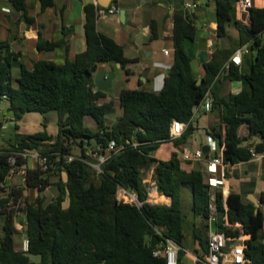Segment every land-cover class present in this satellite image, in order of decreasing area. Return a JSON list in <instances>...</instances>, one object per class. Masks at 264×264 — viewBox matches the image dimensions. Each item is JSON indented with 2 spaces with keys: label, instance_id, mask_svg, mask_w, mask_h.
I'll use <instances>...</instances> for the list:
<instances>
[{
  "label": "trees",
  "instance_id": "1",
  "mask_svg": "<svg viewBox=\"0 0 264 264\" xmlns=\"http://www.w3.org/2000/svg\"><path fill=\"white\" fill-rule=\"evenodd\" d=\"M21 12V20L32 22L28 14V0H8ZM41 11L55 5V0H39ZM175 9L174 62L165 76L160 91L143 88H123L119 95V113L113 124L108 114L116 111V103H100L106 91L95 90L94 75L104 62L120 63L130 73L123 46L111 35L97 28L100 4L86 6V50L74 58L67 57L63 64L52 60H35L31 68L20 63V73L13 80V62L18 53L5 41H0V99L6 98L15 120L26 112H58L57 135L46 131L18 133L13 142L0 148V264H167L156 256L151 236L160 229L164 238L173 239L181 246L180 261L185 258L184 241L186 214L183 209V188L192 190V213L201 217L206 234H196L205 246L215 205L219 230L237 236L243 229L250 237L245 240V257L248 264H264V214L256 212L254 203H244L241 195L231 191L225 208L223 193L213 191L207 175L200 169L185 172L177 155L171 159H157L152 152L162 143L173 140L183 144L194 131L191 125L196 109L209 91L215 95L209 108L217 109L220 124L212 136L218 140L223 161L237 164L251 159L253 149L264 151V6L251 7L250 21L238 22L240 42L249 45L252 52L250 69L241 74L238 65L230 63L234 51L216 49L205 63V75L198 83L192 66V57L185 49L187 40L198 33L196 21L184 8L185 0H170ZM198 2V0H194ZM216 3L218 33L223 36L226 23L231 21L238 0H213ZM63 43L41 40L40 50H54ZM228 73L230 79H243L244 88L236 94L218 96L214 87ZM91 117L96 128L85 123ZM177 119L187 124L180 137H171V126ZM247 125L248 135L241 136L239 129ZM259 142L244 144L252 136ZM54 141V143H50ZM114 141L119 151L112 150L101 164V171L93 167L94 153H106ZM74 146L80 153L74 152ZM25 148H38L44 152H59V173L28 169L25 188L38 191L34 200H26L23 209V229L29 238V250L16 246L20 229L16 222V205L24 187L12 186L5 191L12 166L8 157ZM65 154L76 155L68 162ZM54 159L55 156L53 155ZM25 162L17 156V165ZM154 167V180L159 192L171 197L170 205L148 201L149 190L144 183L143 171ZM59 175L57 182L53 176ZM55 184L58 194L48 200L46 191ZM134 192L141 204L118 198L119 188ZM214 197V201L212 198ZM264 201V196L262 197ZM11 201V204H8ZM231 223L240 221L242 228L224 225V217ZM206 247V246H205ZM40 255V261L31 260Z\"/></svg>",
  "mask_w": 264,
  "mask_h": 264
},
{
  "label": "crops",
  "instance_id": "2",
  "mask_svg": "<svg viewBox=\"0 0 264 264\" xmlns=\"http://www.w3.org/2000/svg\"><path fill=\"white\" fill-rule=\"evenodd\" d=\"M113 2L117 3L118 10L125 9V21L120 19L119 14H104L98 17L97 28L113 36L123 46L126 57L136 59L128 65L130 73H127L119 63L115 62L120 67V92L123 88H143L145 90L160 91L164 86L167 70H170L174 62L173 13L175 7L173 3L170 0H112L108 8L113 7ZM0 3L2 4L0 8V26L7 32L6 37H0V41L10 44L12 49L18 53L16 62L19 65L23 63L29 68L33 66L35 60L40 59L63 64L67 57L74 58L77 54L85 51L87 47L85 35L86 6L88 4H99L98 0H55L54 6L41 11L39 0H28L27 11L33 17V21L26 22L21 20V12L16 10L17 13H15L14 9L7 5L8 0H0ZM197 3L198 7L189 10V12L196 21L198 33L195 39L186 41L185 49L192 57L193 70L199 79L205 75V63L212 58L216 49L223 48L235 52L242 45L237 24L238 22L248 23L250 13L243 10L239 2L236 1L233 17L231 21L226 23L225 34L220 36L218 33L216 3L213 0H198ZM253 5L262 7L264 2L253 0ZM199 24H202L201 28ZM15 25L17 26V32L13 38L9 33ZM41 40L56 41L63 44L54 50H40L38 43ZM15 44L17 45L15 46ZM166 50L168 53H166ZM46 56H48V59L45 58ZM252 57L251 51L243 56L242 63L238 65L241 74L250 69ZM99 70L113 71L115 72V78L117 77V71L114 70L112 62L101 63ZM221 78L222 82L214 87L218 96L227 97L230 94L239 93L245 86L243 79H230L228 73H223ZM208 96L211 100L215 98L212 91L208 92ZM111 100L116 103V116L114 119L107 116L109 124H113L117 120L120 110L119 97L115 99L107 90L106 96L100 100V103ZM93 122L96 125L94 120ZM191 125L194 127V131L185 143L177 145L173 140L162 143L158 149L152 152V155L162 160H168L177 155L185 172L189 173L200 169L208 177V159L217 153L210 150L209 138L216 129L224 131L220 124L218 110L211 109L206 104L201 103L196 109ZM186 127L187 125L184 130ZM248 132L247 125H242L239 129L241 136H247ZM216 141L219 144L217 139ZM259 141V136L255 135L245 141L244 144ZM198 149L204 151L203 158L188 159L185 157L186 154H193ZM261 153L262 156L252 157L237 164L226 163L224 183L212 188L213 191L220 189L224 198H228L229 193L234 191L241 195L244 203H254L253 199L255 198L260 202V209L264 214V201L262 200L264 196V151ZM221 173L222 171H219L215 176L222 178ZM143 177L149 190L148 201L153 204L170 205L171 197L159 192L156 186L154 167L144 170ZM43 193L47 195L46 191ZM215 219L217 220V217ZM187 221L192 224V227L189 235L185 230L184 260L186 259L191 263L194 258L204 257L208 252L207 244L205 247L196 237V234H203L205 231L203 225L206 221L193 215L192 205L188 209V216L186 214L185 228ZM211 221L212 218L209 220V224H211ZM228 221L230 223L229 227L242 228L240 221L231 223L229 218ZM241 230V233L235 237L241 236L244 240L248 239L250 235L244 233L243 229ZM210 231L211 229L208 234ZM262 235L264 237V227ZM16 246L18 248L17 243Z\"/></svg>",
  "mask_w": 264,
  "mask_h": 264
},
{
  "label": "built area",
  "instance_id": "3",
  "mask_svg": "<svg viewBox=\"0 0 264 264\" xmlns=\"http://www.w3.org/2000/svg\"><path fill=\"white\" fill-rule=\"evenodd\" d=\"M241 8L243 10H247L253 6V0H238ZM198 7V3L194 0H185L184 1V8L186 10L196 9ZM109 10L110 12L118 11L117 7L105 8L102 7L98 10V15L106 14V11ZM250 52L249 46L247 44L241 45L232 55L230 60L226 64V68L229 67L230 63H234L235 65H239L242 63L243 56ZM166 53L168 51L166 50ZM208 107L211 106L212 100L207 95L205 96L203 102ZM187 124L175 119L171 126V137L176 138L181 135L185 126ZM5 126L2 124V119H0V133ZM209 146L210 150L217 152L220 150L222 152V148L217 143L216 139L211 136L209 138ZM50 143H54L51 141ZM112 150L119 151L120 147L116 146L114 141L109 143L106 153H94L93 156L97 159L95 163H92L93 167H95L98 171H101V164L106 160L108 157V153H111ZM253 157L262 156L261 152H256L253 149L251 150ZM22 156L25 159V162L21 165H17V156ZM55 156L53 159L52 156ZM68 162L77 158L76 155H64ZM204 156V151L202 149L196 150L193 154H186L185 157L188 159H201ZM60 161V153L59 152H44L38 148H25L23 151L14 152L8 157V162L12 166L11 175L9 177L12 178L15 175L22 176V180L26 184V177L28 169H39L45 173L53 172L59 173L60 170L58 168V163ZM225 165L226 163L223 161L222 154L213 155L208 159V182L211 188L218 187L219 185L224 183L225 180ZM222 168V169H221ZM219 171H222V178L215 176ZM6 192L10 191L11 187L7 181L3 185ZM118 198L120 200L141 204L138 200L137 195L134 192L128 191L125 188H119L118 190ZM214 201V197L212 198ZM225 208H228L227 198H224ZM11 204V201L8 203ZM212 212V219L216 217V208L214 204H211ZM224 225L230 226L228 221V216L224 217ZM18 226V225H17ZM23 227V224H22ZM160 237V242L156 245L154 249V254L156 256H162L166 259L167 264H248V260L245 257V240L241 238V236L233 237L227 235L225 231H221L218 229L217 232L210 231L208 236V252L204 257H196L194 258L193 262H186L181 263L180 261V250L181 246L175 242L173 239L164 238L163 233L160 229H157L156 232ZM29 238L24 235L22 242H21V250L28 251L29 250Z\"/></svg>",
  "mask_w": 264,
  "mask_h": 264
},
{
  "label": "rangeland",
  "instance_id": "4",
  "mask_svg": "<svg viewBox=\"0 0 264 264\" xmlns=\"http://www.w3.org/2000/svg\"><path fill=\"white\" fill-rule=\"evenodd\" d=\"M261 2H264V0H261ZM1 5L2 4L0 3V8ZM7 5H9L12 9H14L12 5H10L9 3H7ZM14 12L17 13L15 9ZM201 25L202 24H199L200 28L202 27ZM16 32H17V26L15 25L11 33H9V35L14 38V34ZM6 34H7L6 30L2 26H0V37L2 36L6 37ZM16 45L17 44H15V46ZM45 58L48 59V56H46ZM12 62H13V80L14 83H16V79L20 73V65L15 60H12ZM112 65L114 66V70L117 71V77L115 78L112 87L109 89V94L115 99H117L120 95V81H119L120 67H118V65H116L115 62H112ZM115 116H116V111H113L108 114V117L110 119H114ZM14 118H15V114L9 108L8 100L6 98L0 99V119H2L3 124L6 126L4 129H2L0 133V148H2L3 146H8L9 142L15 141L16 135L18 133L31 134V133L46 131L49 134L56 136L59 130L58 112L56 110H51L46 113L26 112L23 114L21 119L15 120ZM85 123L90 127L92 126V128H96V125H94L95 123L93 122V119L91 117H87L85 119ZM74 152L76 154H79L80 148L78 146H74ZM59 178L60 176L56 175L53 176L52 180L53 182H57ZM8 183L10 186L24 187V188L26 185L22 180V176L20 175H15L12 178L8 179ZM37 193L38 191L35 189L25 188L23 196L20 199V202L16 205V210H17L16 222L19 229L21 230L20 233L16 236V243L19 249H21V242L25 235V231L21 223L22 220H25L23 209L26 205V200H31V201L34 200L37 196ZM46 193L48 195V200H51L58 194L57 186L55 184L51 185L46 189ZM183 204H184V210L188 216V209L192 205V190L189 186H186L184 188ZM191 227L192 224L189 221H187L185 230L188 235L191 230ZM205 234L206 232L204 231V235ZM1 235H2V218H0V236ZM208 236L209 234L207 232L206 237L208 238ZM40 259H41L40 255H31V260L33 261L38 262L40 261Z\"/></svg>",
  "mask_w": 264,
  "mask_h": 264
},
{
  "label": "water",
  "instance_id": "5",
  "mask_svg": "<svg viewBox=\"0 0 264 264\" xmlns=\"http://www.w3.org/2000/svg\"><path fill=\"white\" fill-rule=\"evenodd\" d=\"M111 1L112 0H98L99 4L102 5L105 8L109 7ZM112 5H113V7H116L117 3L113 2ZM247 12L250 13L251 12V8H248ZM106 14H119L120 19L122 21H125V9H120V10L115 11V12H110L109 10H107ZM168 73H169V70H167V74ZM114 78H115V72H113V71L107 72L106 70H98L95 73V75H94V81H95V88L94 89L95 90H103V91L109 90ZM201 82H202V78H199L198 79V83H201ZM42 196H44V193H42ZM253 202H254V204L256 206V212H258L260 210V202L257 199H255V198L253 199ZM210 225H211L210 229H211L212 232H217L218 231V226H217V220L216 219H212ZM159 242H160L159 235L157 233L153 234L151 236V245L152 246H156V245H158ZM183 262L186 263L187 260L185 259Z\"/></svg>",
  "mask_w": 264,
  "mask_h": 264
}]
</instances>
